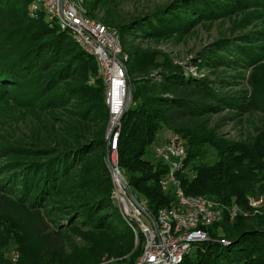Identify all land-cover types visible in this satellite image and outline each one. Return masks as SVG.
<instances>
[{
  "label": "trees",
  "instance_id": "1",
  "mask_svg": "<svg viewBox=\"0 0 264 264\" xmlns=\"http://www.w3.org/2000/svg\"><path fill=\"white\" fill-rule=\"evenodd\" d=\"M11 1L24 3L22 13L25 18L28 17L30 30L39 36L55 37L25 50L19 46L11 47L9 43L0 45V100L10 94L9 88L17 86L18 80L28 78L42 57L48 65V61L56 55L67 52L75 64L79 63L78 72L83 74L85 82L98 77L95 59L85 53L67 33L61 32L56 23L47 22L43 14L31 17V0H0V15ZM106 1L115 0H95L93 6ZM228 2L243 9L251 0ZM253 2L264 6V0ZM186 4L180 9L187 10L191 18L180 14L177 17L174 12L166 13L158 21L161 26L150 21L149 27L144 24L150 19L142 21L144 18H136L120 28L122 42L123 36L134 30H140L150 38L182 33L188 26L187 22L192 23L197 17L207 16V10L213 11L211 7ZM226 8L230 9L228 4ZM123 48L129 54L127 69L133 90L131 105L122 118L118 166L138 201H146L147 211L154 218L161 209L175 203L174 190L166 192L161 185L169 172L168 165L155 158V148L164 144L160 143L164 136L158 137V133L166 127L168 133L179 134L188 149L184 167H192L191 171L176 174L184 193L187 196L213 198L228 206H243L249 212L247 217H239L233 222L223 221L210 227L208 230L212 241L201 245L182 264H264V207L260 213L254 214L249 204V197L264 196V131L252 144H246L218 137L216 129H211L210 125L213 115L227 113L221 119L226 124L236 120L238 114L264 112V95L252 101L242 100L225 92L222 89L225 82L222 80L216 82L207 77L187 76L181 65L174 64L167 57L159 63L161 55L156 52L138 47L130 50L124 44ZM4 52L21 55L12 59L10 55L4 56ZM251 57L254 65L260 63L256 53H252ZM201 65V62H196L194 66ZM137 74L141 76L140 79L135 78ZM99 79H95L97 85L83 83L77 86L70 97L90 98L89 104L94 105L89 108L100 114L101 121L106 122L109 118L106 90L103 88L104 82ZM257 79L259 82L255 86L259 87L260 79ZM64 102L60 100V104ZM105 124L98 133L99 139L91 143L73 147H39L27 152L29 157L25 162L19 161L1 168L3 175L8 177L0 185V264H98L104 259H111L114 264L136 263L143 253L144 238L139 236V244H136L130 226L122 220L114 221L120 218L115 214L111 201L113 181L105 160ZM205 146L217 151L215 163L191 165L202 158ZM152 147L155 161L149 156ZM91 148L102 150L94 160L85 158ZM78 167V178H81L77 189H85L86 193L79 197L75 194L77 202L67 206L68 224L54 226L41 210L46 209L58 194L59 183L69 179ZM13 192L21 197L11 200L8 196ZM74 222L95 225L96 231L91 234L81 232L89 246H74L67 253V230ZM222 239L229 243L223 244ZM11 244L20 255L16 263L7 257Z\"/></svg>",
  "mask_w": 264,
  "mask_h": 264
},
{
  "label": "rangeland",
  "instance_id": "2",
  "mask_svg": "<svg viewBox=\"0 0 264 264\" xmlns=\"http://www.w3.org/2000/svg\"><path fill=\"white\" fill-rule=\"evenodd\" d=\"M11 2L9 6L4 7L0 15L1 46L9 43L11 47L19 46L25 50L55 37L35 34L30 30L31 24L27 20L28 17L25 18L22 13L24 3ZM94 2L95 0H86L88 15L118 30L141 17L144 18L142 21L150 19L146 23L143 22L145 27H149L150 21L156 26H161L158 21L165 16L164 14L171 12H174L177 17L180 14L191 18L187 10L180 9L184 3L200 8L211 7L213 11L207 10V16L197 17L192 23L187 22L188 26L182 33L150 38L144 36L140 30H134L123 36L122 43L130 50L138 47L145 51L156 52L161 55L158 58L159 63L163 62L165 57L171 59L174 64L183 67L182 71L187 76L207 77L216 82L222 80L225 82L222 89L242 100L252 101L264 95V6L254 4L253 0L243 9L237 8L235 3L228 0H115L93 6ZM226 4L230 9L226 8ZM165 7L168 8L164 9ZM160 9L164 10L145 18ZM31 17L33 18L32 15ZM46 21L49 22L50 19L46 17ZM252 53H256L257 58L260 57L261 61L257 65L252 63ZM3 54L10 55L9 58L12 59L21 55V53L11 55L6 52ZM56 56L48 61V65L45 58L43 60L41 56L40 64L31 71L28 78L18 80L17 86L9 88L10 94L0 100V185L8 177L3 175L4 170L1 168L19 161L25 162L26 157H29L28 151L53 145L73 147L91 143L99 139L98 133L103 123H106L103 138L108 146L109 118L106 122L101 121L100 114L92 112V108L89 107L94 104H89L90 98L70 97L77 86L83 83L97 85L95 79H100L95 76L89 79V82H85L83 74L78 72L79 63L75 64L74 59L67 52ZM196 62H201L203 65L196 67L194 66ZM140 77L139 74L135 76L137 79ZM256 77L260 79L259 87L255 86L259 82ZM51 84L53 86H50ZM103 88L106 90L105 84ZM60 100L66 102L60 104ZM53 101L57 103L54 104ZM226 114L210 117L211 129H216L217 136L222 139L252 144L264 131V112L262 111L238 114L236 120L224 124L221 119ZM166 134H168L167 128L163 127L158 137ZM101 151L91 148L90 154L85 155V158L94 160ZM152 152L153 147L149 156L155 161ZM203 153L202 158L191 165H212L217 160V151L213 147L205 146ZM112 157L111 161L118 160V154L117 158ZM105 160L113 181L111 201L115 214L120 218H115L114 221L122 220L127 224L125 217L131 218L133 208L129 203L125 205L120 200L121 191L115 183L114 174L107 161V147ZM80 167L72 172L69 179L59 183L58 194L51 199L46 209L41 210L45 218L54 226L68 224L66 219L70 218L67 214V206L77 202L75 194L79 197L86 193L85 189L81 191L77 189L81 178H78ZM187 168L190 172L192 167ZM8 197L16 200L21 196L13 192ZM261 204L264 205V198ZM145 222L153 228L148 219H145ZM94 227L95 225L92 224L83 225L80 222H74L67 230V253H70L74 246L88 247L89 244L84 242L80 233H94L96 231ZM11 245V252L17 251L14 245ZM103 263L114 264V261L104 259L98 264Z\"/></svg>",
  "mask_w": 264,
  "mask_h": 264
},
{
  "label": "built area",
  "instance_id": "3",
  "mask_svg": "<svg viewBox=\"0 0 264 264\" xmlns=\"http://www.w3.org/2000/svg\"><path fill=\"white\" fill-rule=\"evenodd\" d=\"M30 13L33 17L40 14L48 17L59 26L61 32L67 33L85 53L95 59L98 77L106 86V106L109 112L107 135L111 136V156L117 158L121 117L127 100H131L127 87V79L130 78L127 69L129 54L123 48L119 30L91 18L86 10V0H31ZM187 150L185 141L176 133H171L164 144L155 148L156 160L166 163L169 168L166 178L161 182L162 188L166 192L174 190L175 195V203L161 209L156 218L147 211L146 201L139 202L140 207L135 205L114 174L115 183L121 191L120 200L133 208L131 218L125 217V221L135 235L136 244H139V236L144 238L143 253L135 264H182L201 245L212 241L208 230L210 227L249 215L243 206H228L213 198L187 196L184 193L176 174L190 173V169L184 167ZM112 165L123 176L117 159L112 161ZM263 198L249 197L254 214L260 213L264 207L261 204ZM145 219L151 223L152 219L155 221V224L152 223L153 228ZM221 242L229 243L225 239ZM7 257L16 263L20 255L18 251H12Z\"/></svg>",
  "mask_w": 264,
  "mask_h": 264
},
{
  "label": "water",
  "instance_id": "4",
  "mask_svg": "<svg viewBox=\"0 0 264 264\" xmlns=\"http://www.w3.org/2000/svg\"><path fill=\"white\" fill-rule=\"evenodd\" d=\"M127 87H128V92H129V97L131 96V100H132V83L130 81V78L127 79ZM130 98L127 100L126 103V107H125V111L122 115L121 118H123L124 114L126 113V111L129 109L130 107V102H131ZM111 136H109L108 139V146H107V161L109 164L110 169L112 170L113 174H115L117 176V178L119 179V181L124 185V187L126 188V191L128 193V195L130 196V198L133 200V202L135 203L136 206L140 207L139 201L136 197V195L134 194V192L132 191V189L130 188L129 184L127 183L126 179L117 172V170L113 167L112 165V161H111ZM145 215L149 218L150 216L148 215V213H145ZM153 224H155V221L152 219L151 220ZM156 228V227H155Z\"/></svg>",
  "mask_w": 264,
  "mask_h": 264
},
{
  "label": "crops",
  "instance_id": "5",
  "mask_svg": "<svg viewBox=\"0 0 264 264\" xmlns=\"http://www.w3.org/2000/svg\"><path fill=\"white\" fill-rule=\"evenodd\" d=\"M171 133L166 134L161 140L160 143H165V141H167V139L169 138Z\"/></svg>",
  "mask_w": 264,
  "mask_h": 264
}]
</instances>
